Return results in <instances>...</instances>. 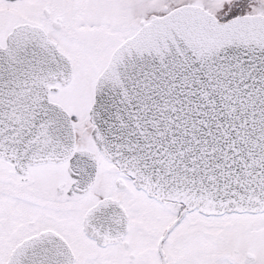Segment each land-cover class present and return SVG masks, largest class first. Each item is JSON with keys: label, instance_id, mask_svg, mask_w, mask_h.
I'll use <instances>...</instances> for the list:
<instances>
[{"label": "snow or ice", "instance_id": "1", "mask_svg": "<svg viewBox=\"0 0 264 264\" xmlns=\"http://www.w3.org/2000/svg\"><path fill=\"white\" fill-rule=\"evenodd\" d=\"M0 264H264V0H0Z\"/></svg>", "mask_w": 264, "mask_h": 264}]
</instances>
